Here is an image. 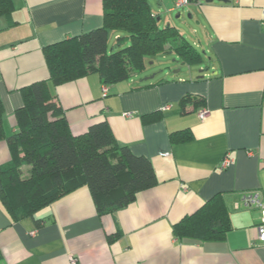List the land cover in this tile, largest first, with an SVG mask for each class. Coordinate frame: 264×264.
I'll list each match as a JSON object with an SVG mask.
<instances>
[{
  "label": "crops",
  "instance_id": "obj_1",
  "mask_svg": "<svg viewBox=\"0 0 264 264\" xmlns=\"http://www.w3.org/2000/svg\"><path fill=\"white\" fill-rule=\"evenodd\" d=\"M12 2V12L0 15L7 135L17 130L15 112L24 104L20 89L49 78L44 47L104 21V0ZM192 3L202 31L198 45L207 58L199 71L174 76L168 69L151 76V59L143 71L115 83L93 72L50 85L74 134L107 120L120 144L152 161L158 183L106 215L98 214L88 188L17 221L0 201L3 264H72L71 257L78 264H264L257 231L261 211L242 204L255 190L264 199V0ZM185 96H192L186 105ZM167 105L171 108L164 110ZM204 107L209 112L201 118ZM183 129L191 137L172 141L171 134ZM226 155L233 164L223 169ZM9 159L2 140L0 163ZM218 192L230 208L226 239L176 237L174 224Z\"/></svg>",
  "mask_w": 264,
  "mask_h": 264
},
{
  "label": "trees",
  "instance_id": "obj_2",
  "mask_svg": "<svg viewBox=\"0 0 264 264\" xmlns=\"http://www.w3.org/2000/svg\"><path fill=\"white\" fill-rule=\"evenodd\" d=\"M12 10V0H0V15ZM112 32L120 33L117 45L123 39L129 45L110 51ZM43 51L49 78L20 89L24 104L15 112L17 130L9 135L0 97V141L5 140L10 151V159L0 163V201L17 221L88 188L99 215L114 213L158 183L154 165L148 157L120 144L105 119L74 134L50 85L93 72L104 83H115L143 71L158 55L176 53L183 64L200 65L203 53L175 26H161L149 0H104L102 26L48 44ZM190 99L185 96L182 104ZM171 135L174 142L191 137L187 129ZM231 229L230 208L224 192H218L175 223L173 233L178 238L222 241ZM2 259L0 247V264Z\"/></svg>",
  "mask_w": 264,
  "mask_h": 264
},
{
  "label": "rangeland",
  "instance_id": "obj_3",
  "mask_svg": "<svg viewBox=\"0 0 264 264\" xmlns=\"http://www.w3.org/2000/svg\"><path fill=\"white\" fill-rule=\"evenodd\" d=\"M154 8V10L160 16V25L165 26L171 24L178 28L181 33L184 34L198 49L200 52H203L202 47L198 45V38L201 37L202 31L201 27L198 24L197 17L199 16L198 8L192 2L184 7H176L175 0H149ZM180 13V16H177ZM125 35V34H123ZM109 39V50L118 49L120 47H125L129 45L128 39H123L121 41V46L117 45V37L114 34L110 36ZM198 45V46H197ZM205 62L207 58L205 57ZM153 63L148 64L147 73L151 76L156 74L157 77H160L165 74V71L170 69L173 72L178 71L181 74L186 73L187 71L193 69L199 71V65H190L183 64L180 59L176 56L175 53H169L165 55H158L151 60ZM150 61V62H151ZM163 69V70H162ZM164 71V72H163ZM167 76V75H166ZM77 264L78 260L76 259Z\"/></svg>",
  "mask_w": 264,
  "mask_h": 264
},
{
  "label": "built area",
  "instance_id": "obj_4",
  "mask_svg": "<svg viewBox=\"0 0 264 264\" xmlns=\"http://www.w3.org/2000/svg\"><path fill=\"white\" fill-rule=\"evenodd\" d=\"M199 0H175V5L176 7H184L186 5H188L191 2H198ZM262 23L264 26V13H263V18H262ZM105 94L108 91V86L104 85L103 87ZM164 110L170 109L171 105H167L163 107ZM208 109L206 107L201 108V110L199 111V116L201 118L206 117V115L208 114ZM132 112H126L125 115H131ZM233 164V159L226 155L221 163V167L223 169L228 168L229 166H231ZM242 204L244 207H257L261 210V221L259 224H257V231H258V239L260 242L264 243V199L261 196L260 191H252L250 193H247L243 196L242 198ZM71 263L72 264H77L76 258L75 257H71Z\"/></svg>",
  "mask_w": 264,
  "mask_h": 264
},
{
  "label": "water",
  "instance_id": "obj_5",
  "mask_svg": "<svg viewBox=\"0 0 264 264\" xmlns=\"http://www.w3.org/2000/svg\"><path fill=\"white\" fill-rule=\"evenodd\" d=\"M213 1H215V0H206V2H213ZM217 1L229 2L230 0H217ZM177 16H180V13ZM178 71L179 70L173 72L174 76L178 75Z\"/></svg>",
  "mask_w": 264,
  "mask_h": 264
}]
</instances>
